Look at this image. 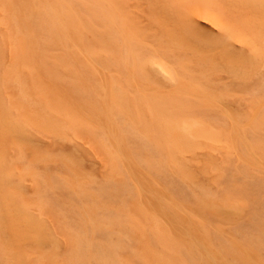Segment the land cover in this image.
Instances as JSON below:
<instances>
[{"label":"rangeland","instance_id":"rangeland-1","mask_svg":"<svg viewBox=\"0 0 264 264\" xmlns=\"http://www.w3.org/2000/svg\"><path fill=\"white\" fill-rule=\"evenodd\" d=\"M104 1L0 0V264H264V5L187 1L214 65L192 43L169 81L127 64L148 0H111V36ZM152 38L137 55L162 63Z\"/></svg>","mask_w":264,"mask_h":264},{"label":"bare ground","instance_id":"bare-ground-1","mask_svg":"<svg viewBox=\"0 0 264 264\" xmlns=\"http://www.w3.org/2000/svg\"><path fill=\"white\" fill-rule=\"evenodd\" d=\"M159 0H148L147 1V3H148V9L150 10V15L149 16H147L148 17V23H143V25H141L139 22H138V24H140L139 26L137 25V21H136V29L135 30H133V31H130V33H129V37H128V43H126V45H127V51H126V58H127V64L129 63L128 61H132V62H134V65H138L137 67H139V69H141V71L144 69V64H143V61L145 60V63H148L149 64V66L154 70V72H156L157 74H161V75H163L166 79H168L169 81H174V80H177V77H175V76H177L179 73V71H181V69H184L185 67H186V63L185 62H183V61H179V59H181L180 58V54H183V53H185L186 51H187V47L189 48V47H191L190 45H192V43H194L193 45H197V46H199V48L195 45V47L194 46H192V47H194V48H192L191 47V52H193V53H190L192 56H196V55H198V58L200 59V60H203L204 62L205 61H207L210 65H214L213 63H214V61H212V59H211V57H209V56H207V55H205L203 52H202V50L204 49V50H206V49H208L207 47H206V49H205V46H210L209 45V43H205V41L203 40H201L203 43H201L200 45L199 44H197V42L196 41H198V39H196V37L195 38H193L194 36H191L192 34H194V32L197 30H195L194 32H191L190 31V29L191 28H193L194 29V27H190V29L188 30L187 28H186V26L188 25L187 23V25L186 24H184V22H188L189 20L187 19V15H188V13H189V15L191 14V9H190V11L189 12H186L187 10V4L189 5V3H191V2H189V0H165V2L163 1V3H162V1H161V3L160 2H158ZM189 3H188V2ZM192 2H193V0H191ZM196 1V0H195ZM195 1L193 2V3H195ZM197 1H199V0H197ZM209 1V0H208ZM214 0H212V2H213ZM216 1V0H215ZM214 1V2H215ZM221 1V0H220ZM216 2V3H218V4H216V6L217 5H220L221 4V2ZM223 1V0H222ZM235 1H237L239 4H240V6H242L241 4H244V5H246L247 3L248 4H251V3H253L254 1V3L255 4H257V3H260L261 5H264V0H258V1H256V0H249V2H248V0H235ZM250 1H253V2H250ZM187 2V3H186ZM210 2H211V0H210ZM224 2V1H223ZM226 2H228V0L227 1H225L224 3H222L223 5H225L226 4ZM229 2H231V1H229ZM236 2V3H237ZM119 2H117V4H118ZM186 3V4H185ZM193 3H191V4H193ZM233 3H235L234 1H233ZM112 4H113V2H112ZM116 4V5H117ZM186 5V7H185V5ZM190 4V5H191ZM231 4H232V2H231ZM255 4H254V10L256 11L258 8H262V7H259V5H258V8H256L257 7V5L255 6ZM99 5V4H98ZM104 5H105V11H104V18H105V27L106 28H109V29H111V33L109 34L110 36H111V34H113V32H112V30H114V27L113 28H110V27H112L111 25H110V27L108 26L109 24H110V21L112 20V21H114L113 19H111V14H113V13H111L112 11V9H111V0H105L104 1ZM194 5V4H193ZM235 5H238V4H235ZM118 6V5H117ZM192 6V5H191ZM213 6V5H212ZM215 6V5H214ZM234 6V5H233ZM249 6V5H248ZM94 7V6H93ZM119 7V6H118ZM245 7V8H244ZM242 6V8H244V9H246V7H247V5L246 6ZM250 8H252V6H249ZM186 8V9H185ZM189 8H191V7H189ZM188 8V9H189ZM197 8V7H196ZM196 8H194V6H193V9L194 10H196V13H194V10H192V14H191V16H195V14H198V11H197V9ZM219 8V7H218ZM230 8H232V6L230 7ZM264 8V7H263ZM262 8V9H263ZM203 9V8H202ZM220 9H222V7L220 6ZM207 11L208 9H204V11ZM248 10V8L246 9V11ZM251 10H253V8L251 9ZM254 10H253V12H252V14L254 13ZM129 11V10H128ZM141 11V10H140ZM204 11L202 10V12H203V16H204ZM205 11V14L207 13ZM210 11V10H209ZM208 11V12H209ZM219 11V10H218ZM241 11V10H240ZM249 11V10H248ZM259 11H260V9H259ZM134 12V11H133ZM199 12H200V10H199ZM201 12V13H202ZM260 12H262V11H260ZM187 13V14H186ZM211 13H214V11L212 12H210L209 14H211ZM262 13H264V12H262ZM208 13H207V16L209 15ZM186 15V18L184 17ZM199 15V14H198ZM198 15H196V16H198ZM214 15H216L215 13H214ZM227 15V14H226ZM255 15V14H254ZM253 15V16H254ZM256 15H257V11H256ZM126 16V15H125ZM191 16H190V18H191ZM199 16H201V15H199ZM210 16V15H209ZM212 17H213V15H211ZM210 16V17H211ZM229 16V15H228ZM238 15H236V17H237ZM261 16H263L262 14H261ZM123 17V16H122ZM211 17V18H212ZM217 17V16H216ZM121 18V17H120ZM189 18V19H190ZM196 19H197V17H195ZM208 18V17H207ZM238 18H240V16H238ZM255 18V21H256V23H255V25L257 24V20H259L260 19V17H253L252 19H245V21H247L248 20V22L250 21V20H252L253 22H255L253 19ZM259 18V19H258ZM137 19V18H136ZM145 19V18H144ZM193 17L191 18V20H190V24H192V22L193 23H195L193 20ZM210 19V18H209ZM229 20H231L230 18H228ZM261 19H263V21H264V17H262ZM261 19L259 20V27H260V29L258 28V30L255 32L254 31V28L257 26L258 27V25H256V26H254V25H252V28H251V26L249 25L250 23H248L247 24V26L249 25V27H247L246 25H245V21H243L244 19L242 18V21H243V25L245 26V27H247V29L246 28H244V27H240V24L242 25V21L241 22H239L240 24H238V23H235L234 24V20L232 21V23L234 24V26L232 25V24H227L226 25V27L225 28H231L232 26L233 27H235L236 29H237V31H241V33L244 31V34L245 33H247V32H249V33H253V32H251V30H253L255 33V36H254V34H248V37H250L251 35H253V37H255L256 38V34H258L259 35V41H260V38H262V37H260L261 35H263L264 34V32H261V29H263V27H264V22H260L261 21ZM143 20V19H142ZM141 20V21H142ZM213 20V19H212ZM214 20H216V19H214ZM218 20V19H217ZM227 20H224V22H226ZM231 21H229L230 23H231ZM252 21H250L252 24H254ZM214 23H215V21H213ZM229 22H226V23H229ZM197 23V22H196ZM195 23V25H197ZM114 24H116V23H114ZM125 24H126V22H125ZM216 24V23H215ZM219 24H221V23H219ZM237 24L239 25V27L237 26ZM263 24V25H262ZM117 25V24H116ZM127 25V24H126ZM192 25H194V24H192ZM194 25V26H195ZM229 25H231V26H229ZM236 25V26H235ZM242 25V26H243ZM134 26V25H133ZM147 26L149 27V28H156L155 29V31H153L152 32V34H150V33H148V32H145L146 30H147ZM190 26V25H189ZM219 27H220V29H223L224 27L223 26H220V25H218ZM228 26V27H227ZM263 26V27H262ZM105 27H104V30H105ZM218 27V28H219ZM222 27V28H221ZM232 27V29H234L233 30V32L234 31H236V29L235 28H233ZM128 28V27H127ZM225 28L223 29L224 31L222 32V34L221 35H223V33H225ZM238 28H239V30H238ZM240 28H241V30H240ZM242 28L244 29V30H242ZM248 28H251L250 30H248ZM232 29H229L230 30V32H231V30ZM245 29L246 30H248L247 32L245 31ZM103 30V32H105ZM121 31V30H120ZM236 31V33L238 34V32ZM259 31V33H257ZM264 31V30H263ZM190 32H191V34H190ZM201 32V31H200ZM226 32H227V30H226ZM144 33H146V34H144ZM203 33V32H202ZM227 33H229V31L227 32ZM261 33V34H260ZM107 34V33H106ZM226 34V33H225ZM229 34H231V38L233 39V37H232V35L234 34H232V32L231 33H229ZM229 34L228 35H226V37L227 36H229ZM243 34V33H242ZM114 35H117L116 33L114 34ZM114 35H112V37H115ZM120 35V34H119ZM127 35V34H126ZM195 35V34H194ZM234 35H236V34H234ZM233 35V36H234ZM250 35V36H249ZM122 36V35H121ZM151 36L153 37L152 38V40L157 44V46L160 48V50L159 51H161L160 52V54H159V58L160 59H163V62L162 63H157V61H155V60H153L152 58H149V59H147V58H145V57H143V56H141L142 58H140L139 57V55H137V50L138 51H140L141 52V50H142V48H144V49H148V48H146L147 47V42L145 41V40H143V39H145V38H147V39H149V38H151ZM245 36H246V34H245ZM123 37V36H122ZM126 37V36H125ZM198 37V36H197ZM219 37V36H218ZM218 37L216 38V40H221L220 41V44L222 45L223 44V42L222 41H224V40H226V39H224V40H222L221 38L220 39H218ZM220 37H222V36H220ZM225 37V36H224ZM252 37V36H251ZM258 37V36H257ZM110 38V37H109ZM196 39L195 40V42H194V40L193 39ZM208 38H209V36H208ZM211 38H214V37H212V36H210V39ZM231 39V40H232ZM234 39H235V37H234ZM257 39V38H256ZM263 40H264V38H262ZM117 40V39H116ZM116 40L114 39V41L116 42ZM193 40V41H192ZM236 40H237V38H236ZM105 41V40H104ZM143 41H145V42H143ZM200 41V42H201ZM207 41V40H206ZM212 44L214 43V44H216V46L214 45V47L216 48L217 46V49L219 50V48H221V46L220 45H218V42H216L215 43V40L214 39H212ZM227 41V40H226ZM226 41H224L225 43H227ZM106 42V41H105ZM190 42V44H188ZM209 42H210V40H209ZM222 42V43H221ZM262 42V41H261ZM117 44H120V43H118V42H116ZM151 43V42H150ZM204 43H205V45H204ZM211 43V42H210ZM224 43V45L222 46V48H221V51H222V53H221V51H220V53L222 54H218L217 53V55L219 56V55H221V60H223L226 56L228 57V55L230 54V53H232L233 54V52H232V50H233V48L232 47H229V48H231V51H229V52H227V53H225L226 52V50H227V48H228V45H231V44H229V42L227 43V44H225ZM114 45H115V43H113ZM113 44H111L110 43V45H113ZM211 44V45H212ZM263 44V43H262ZM113 45V46H114ZM187 45H189V46H187ZM202 45V47L204 46V48L200 51L199 49H201L200 48V46ZM227 45V46H226ZM264 45V44H263ZM263 45H262V47H263ZM119 46H121V45H119ZM220 46V47H219ZM197 47V48H196ZM212 47V46H211ZM224 47V48H223ZM226 47V48H225ZM105 48V47H104ZM114 48H116V47H114ZM260 48V47H259ZM155 49H156V47H155ZM198 49V50H197ZM210 49V48H209ZM208 49V50H209ZM261 49H263V50H261ZM149 50V49H148ZM203 50V51H204ZM256 51H257V54L259 53V54H261L262 55V53L264 52V48H260V50L259 51H262L261 53L260 52H258V50L257 49H255ZM254 50V51H255ZM211 51H213V48L212 49H210V52ZM255 51V52H256ZM134 52H135V54H134ZM217 52V51H216ZM141 53H143V52H141ZM212 53V52H211ZM140 54V53H139ZM156 54V53H155ZM154 54V55H155ZM214 54H216L215 52H214ZM227 54V55H226ZM238 54V56L234 53L233 55H235V56H233V55H231L232 57H234V63L233 62H231V61H227V63H224V61H222V63H224L223 65H226V66H228V63H229V69L232 67L231 65H233L234 66V64H235V61H237V57H241L242 56V58H241V60L242 59H245V58H243V55H241L240 53H237ZM240 54V55H239ZM256 54V55H257ZM259 54L257 55V56H259ZM145 55V54H144ZM187 55V54H186ZM254 55H255V53H254ZM253 55V56H254ZM155 56H157V55H155ZM188 56V55H187ZM216 56V55H215ZM218 56H216V57H218ZM263 56H264V54H263ZM197 57V56H196ZM224 57V58H223ZM226 57V58H227ZM169 59V58H172L173 59V63H171L170 65H168V64H165L164 63V61L166 60V59ZM219 59H220V57H218ZM235 58H237V59H235ZM254 58H256V56L254 57ZM258 58H260L261 59V57H258ZM263 58V57H262ZM159 59V60H160ZM199 59H195V57H194V61L195 60H198L197 62H201ZM231 59V58H230ZM230 59H227V60H230ZM191 60H193V59H191ZM218 60V59H217ZM220 60V61H221ZM232 60V59H231ZM238 60H240V58L238 59ZM255 60V59H254ZM256 60H258V59H256ZM264 60V59H263ZM193 61V62H194ZM220 61H218L219 63H220ZM246 61V60H245ZM249 61H251L252 62V60H248V62ZM196 62V61H195ZM241 62H243V60L241 61ZM241 62H236V64H235V66H234V68L232 67L231 69H234L233 71H234V74H235V71H237L238 69H240V72H242L243 71V69H244V74L242 73L241 75H239V70H238V72L235 74L236 75V77L232 74L233 73V71L232 70H230L229 71V69L227 68V67H225V66H223L222 65V63H220L219 65H221V66H223V68L224 69H226L225 71L226 72H228L229 74L231 73L232 74V76H233V79L234 78H237V77H239L240 76V79L241 78H243V76H245V71H246V69H248V68H250L248 65V68H247V66L245 67V65L244 64H246L245 62H244V64H242ZM262 62V61H261ZM264 62V61H263ZM216 63H217V61H216ZM233 63V64H232ZM253 63V62H252ZM252 63H248L249 65H251V67H252V65L255 67V66H261L262 64H260V65H258V64H256V62L254 61V63L252 64ZM195 64H197V63H195ZM201 64V63H200ZM231 64V65H230ZM193 65V64H192ZM217 65V64H216ZM194 66H196V65H194ZM202 66V65H201ZM170 69V70H168V68ZM198 67V66H197ZM215 67V66H214ZM262 67V66H261ZM261 67L259 68V70L261 69ZM200 67H198L197 69H195V70H198ZM201 68H203V66L201 67ZM200 68V69H201ZM208 68V67H207ZM218 68V67H217ZM235 68H237V70H235ZM242 68V69H241ZM253 68V67H252ZM257 68V67H256ZM255 68V69H256ZM137 69V68H136ZM258 69V68H257ZM134 70V69H133ZM138 70V69H137ZM208 70V69H207ZM211 70V69H210ZM214 70V69H213ZM203 71V70H202ZM201 71V72H202ZM205 71H206V69H205ZM182 72H184L185 73V71H183L182 70ZM201 72H199V73H201ZM208 72H210L209 70H208ZM207 72V73H208ZM219 72H220V70H219ZM223 72V71H222ZM152 73H153V71H152ZM173 73V74H172ZM227 73V74H228ZM211 74V73H210ZM216 74V73H215ZM231 74H230V76H231ZM105 75V74H104ZM180 75H182V74H180ZM185 75V74H184ZM217 75V74H216ZM196 76V75H195ZM242 76V77H241ZM229 77V76H228ZM254 77V76H253ZM104 78H105V76H104ZM133 78H135V77H133ZM103 79V78H102ZM106 79V78H105ZM232 79V82L234 81ZM238 80L239 82L241 81V80ZM162 80V79H161ZM181 80V79H180ZM182 80H183V78H182ZM236 80V79H235ZM243 80V79H242ZM107 82L109 81V80H106ZM104 82V81H103ZM163 82V81H162ZM164 83V82H163ZM217 83V82H216ZM105 85V84H104ZM114 85H115V82H114ZM165 85V84H164ZM167 85V84H166ZM169 85V84H168ZM211 85V84H210ZM116 86V85H115ZM197 86V85H196ZM119 87V86H118ZM193 87V86H192ZM108 88V87H107ZM214 88V87H213ZM229 88V87H228ZM231 88V87H230ZM119 89V88H118ZM169 89V88H168ZM168 89H166V90H164V91H167V92H165V93H169L170 91H168ZM161 90V89H160ZM175 90V89H174ZM119 91H121V90H119ZM161 91H163V90H161ZM179 91V89H176V91H173L172 90V93L174 92V93H176V92H178ZM182 92H184V91H182ZM181 92V93H182ZM259 92L262 94V95H264V80L263 81H261V83H260V87H259ZM178 94V93H177ZM111 96L113 97V99H114V102L116 103V105L120 108V109H123V108H125L124 107V105H123V102H122V100L120 99V97H119V94H117L115 91H111ZM107 99V98H106ZM106 102V101H105ZM184 122V121H183ZM185 124V123H184ZM183 124V125H184ZM194 125V124H193ZM186 125H184V127H185ZM182 130H184V129H182ZM185 132L187 131V129H185L184 130ZM217 254H219V253H217ZM207 257V256H206ZM225 261H227V260H225ZM228 262V261H227ZM229 263V262H228Z\"/></svg>","mask_w":264,"mask_h":264}]
</instances>
